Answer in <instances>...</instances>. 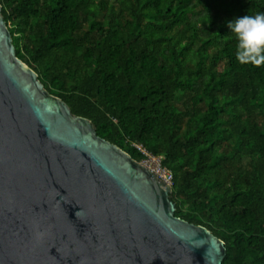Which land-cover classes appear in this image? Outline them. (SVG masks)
Returning <instances> with one entry per match:
<instances>
[{
  "label": "trees",
  "instance_id": "1",
  "mask_svg": "<svg viewBox=\"0 0 264 264\" xmlns=\"http://www.w3.org/2000/svg\"><path fill=\"white\" fill-rule=\"evenodd\" d=\"M0 2L52 94L135 159L132 142L163 155L175 214L224 240L222 264H264V65L227 26L264 0Z\"/></svg>",
  "mask_w": 264,
  "mask_h": 264
},
{
  "label": "water",
  "instance_id": "2",
  "mask_svg": "<svg viewBox=\"0 0 264 264\" xmlns=\"http://www.w3.org/2000/svg\"><path fill=\"white\" fill-rule=\"evenodd\" d=\"M172 192L45 87L0 2V264H222Z\"/></svg>",
  "mask_w": 264,
  "mask_h": 264
},
{
  "label": "clouds",
  "instance_id": "3",
  "mask_svg": "<svg viewBox=\"0 0 264 264\" xmlns=\"http://www.w3.org/2000/svg\"><path fill=\"white\" fill-rule=\"evenodd\" d=\"M227 26L237 40L236 60L242 65H264V13L233 18Z\"/></svg>",
  "mask_w": 264,
  "mask_h": 264
},
{
  "label": "built area",
  "instance_id": "4",
  "mask_svg": "<svg viewBox=\"0 0 264 264\" xmlns=\"http://www.w3.org/2000/svg\"><path fill=\"white\" fill-rule=\"evenodd\" d=\"M132 146L142 155L140 162L157 177L173 185V173L163 164V155H156L141 142H132Z\"/></svg>",
  "mask_w": 264,
  "mask_h": 264
},
{
  "label": "rangeland",
  "instance_id": "5",
  "mask_svg": "<svg viewBox=\"0 0 264 264\" xmlns=\"http://www.w3.org/2000/svg\"><path fill=\"white\" fill-rule=\"evenodd\" d=\"M182 102H183V99H181V100L178 101L177 103H178L179 105H181Z\"/></svg>",
  "mask_w": 264,
  "mask_h": 264
}]
</instances>
